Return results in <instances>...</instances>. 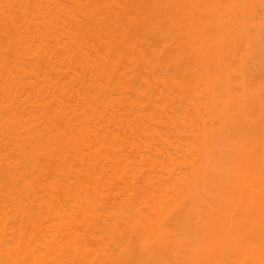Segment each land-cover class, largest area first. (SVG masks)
<instances>
[{"label":"bare ground","instance_id":"6f19581e","mask_svg":"<svg viewBox=\"0 0 264 264\" xmlns=\"http://www.w3.org/2000/svg\"><path fill=\"white\" fill-rule=\"evenodd\" d=\"M135 1L128 2L134 17L124 9L110 16L113 21L107 25L94 3H76L70 9L61 0H6L11 8L17 4L20 31L17 17L0 25V98L37 93L34 103L24 99L20 109L22 119L32 104H38L35 115L44 120L35 124L44 131L39 143L45 149L48 142L51 145L57 177L53 187L62 197L54 199L61 222L52 234L51 264H264V0H146L148 7L143 0ZM142 6L143 13L148 8L146 17L139 13ZM28 14L33 23L41 24L38 30H28ZM64 14L73 19L67 28L72 43L77 36L84 39L83 30L96 29L110 37V27L115 28L111 37L117 50L130 52L131 77L147 83L143 89L132 88L134 95L146 98L153 114L151 125L144 124L143 114L133 116L141 131L127 119L132 123L126 124L128 131L145 135L141 144H130L132 160L121 147L104 153L108 136L69 123L67 111L73 107L75 113V104L89 96L88 83L69 90L71 105L54 107L55 98L66 96L65 86L53 83L56 73L72 67L77 75L95 81L110 72L106 63L95 66L81 48L77 58H64L57 72L46 50L49 34L41 30ZM137 19L149 21L145 34L150 42L143 53L138 52L136 33L126 39ZM7 34L10 38L4 39ZM38 81L49 83L51 91L56 88L43 92ZM114 88L108 82L104 90ZM3 113L12 119L2 117L0 126H16L13 107L0 104V117ZM21 119L19 126L32 125ZM155 124H163L158 134ZM102 158L117 166L116 173L98 166ZM85 160L88 166L82 164ZM79 163L85 166L82 175L77 173ZM127 168L132 179L140 170L148 171L144 186L128 178L122 189L125 198L114 195L110 206L103 203L106 185L122 180ZM9 177L15 182L13 175ZM68 199L75 208L71 214L61 212ZM102 210L104 224L98 225L100 235L95 237L91 229L97 227ZM81 223V233L68 230ZM118 241L122 245L113 247Z\"/></svg>","mask_w":264,"mask_h":264},{"label":"rangeland","instance_id":"374dc122","mask_svg":"<svg viewBox=\"0 0 264 264\" xmlns=\"http://www.w3.org/2000/svg\"><path fill=\"white\" fill-rule=\"evenodd\" d=\"M144 1L146 3V0H143V3ZM128 2L131 3L132 1L61 0V4L70 9H74V5L76 3L82 5H87L90 3H94V5L96 4L95 6H97L98 12L103 13L102 17L103 19H105V23L107 22V25L112 24V19L116 14L122 11L124 13V9H130L129 6L131 7L133 2L131 3V5H129L130 3ZM148 3L150 4V2ZM147 5L148 4L146 3V6ZM16 6L14 8H11L9 7L6 0H0V9L2 10L0 11V25L2 23H8L17 17L14 22L16 23L15 25H17V30L20 31V14L16 10ZM143 7L144 6H142L141 8L139 7L138 9L143 10ZM147 7L146 9H148ZM135 10L137 13L138 10L135 8L133 10V13H135ZM147 12L145 14H148ZM105 13H107L108 15ZM139 13L144 14L142 11ZM142 14H139V16H141ZM110 16H112L113 18ZM123 16L126 17V15ZM128 16L134 17L131 11L129 12V10ZM136 16L138 17V15ZM143 16L138 18L142 19ZM146 16L147 15H145V17ZM31 17L32 16L28 14L27 28L30 32H33V30H36V28L38 30L41 24L33 23L35 20H32ZM137 17H135V20ZM143 19L147 20L145 18ZM102 21L104 23V20ZM137 21H139V19H137ZM54 22V25H52L50 28H45L41 31L45 34H49L45 39L46 50L48 54L53 58L52 63L56 68L59 69V71L57 72H60V70L63 69L64 58L67 59L68 57L71 58L72 56L77 58L79 56L78 54L80 52L78 51V48H81V51L85 52L86 54L91 55L95 66L100 68L106 63L110 68V72L108 73V75H104L99 79H95V81L91 77L80 76V74L77 75L72 67L69 69V71L64 70L63 72L56 73L53 78V83L58 86H65L66 96L55 98V100L53 101L54 107L58 108L63 105L66 106L67 104L71 105L72 99H69V90H71V88H79L81 86L80 82L82 81L88 83V85H90L89 96H86L83 100H80L75 104V113L70 110L73 109V107H70L67 111V113L69 114V123H74L78 126L87 125L93 129L94 133L97 136H108V139L104 143L102 151L104 153H107L108 149L114 150L121 147L120 150L124 151L126 156H128V158H131L132 160L135 156V153L133 151L134 148H132L130 144H141V141L145 135L142 136L143 133L139 131L134 132L135 130L133 131L134 133L128 131L129 129H126V124L132 121V123L136 124L135 126L138 127L137 129H140L141 131L143 130L142 125L135 122L134 117L137 116L134 115L143 114L144 124L151 125L149 123V115L153 114H151L152 112L150 111L151 107H147L149 102L147 101L148 103H146V98L144 99L142 97H138L132 92V88L135 87V85L138 88L143 89L147 87V83H145L144 81L138 82L131 77L129 72L133 67V63L130 60V52L126 53L127 50H125L124 52H120L117 50L115 37H111L117 32L116 29L112 26L110 27V37L103 34L101 31H98L96 29L93 30L91 28L89 30L86 29L82 31V33L84 34L83 40H79L80 37L77 36L76 41L72 43L71 37L67 33V28L72 26V16L64 14ZM148 22L149 21H147L146 23L147 25ZM41 23H45L44 18H41ZM132 24L130 25L131 27H129L128 25L129 30L126 31L127 34L126 32H124L126 34V39L131 40V35L133 33H136L135 35H138L139 37H137L138 43L136 42L138 44V52H141V50L142 53L146 52L148 48L147 46H149L148 42H150V40H148L149 38L147 37L148 35L145 34V29H147V26L145 23H142V21H139L138 23H136V25L133 24V26ZM155 25L159 26L158 24ZM8 27L10 29H13L12 25ZM148 27H150V25ZM154 27L157 28L156 26ZM0 29H2V27H0ZM154 30L156 32V29ZM7 38H10V34H7L6 37H4V39ZM134 38H136V36H134ZM151 43L154 44V42ZM151 43L150 45H152ZM83 79H85V81ZM108 82H112V84L115 85V88L114 90L107 92L106 90H104V87ZM37 84L40 85V87L43 89V92H46L47 90L51 91L49 83H46L45 81H38ZM54 88L56 87H53V89ZM53 89L51 91L52 93ZM97 93L98 95H96ZM36 95L37 93L35 92L32 95H30L28 92L18 94L17 98L14 100H9L4 95L0 98V104L13 107V109L16 111V113H14V120L18 121L16 126H12L11 128L0 126V264H51L52 234L61 222L60 216H57V214H55L54 199L55 197H60L58 200H61L62 197L61 193L56 191L53 187L56 183L57 177L52 165V158L50 153L51 145L48 142V146L45 149V147L39 143V134H43L44 131L35 125L38 122L37 120H39L40 118V116H36L34 112L35 106H37L38 104H32L35 105L34 107L30 105L32 108H28V114H26V116L21 119L22 111L20 109V104H22L24 99L32 100V102L34 103ZM157 100L159 99H155V101ZM133 102L138 104V106L143 105L145 109L142 108L144 110H140L137 108V106V114L133 113V110H136V108L134 109L131 106ZM6 114L7 113L2 114V116L0 117L1 121L2 117L5 121L12 119L9 114ZM129 115L131 118L128 117ZM19 119H21L22 121H26L27 125H32L27 127H23L22 125L19 126ZM55 119L56 118H54V120ZM127 119H131V121L128 122L129 120L127 121ZM138 119L139 118H137V121L139 122L142 120ZM39 121L43 122L44 120L42 118ZM45 121L49 123L47 119ZM166 124L165 130H169L168 128H166L168 126ZM160 125H154V129L156 128L155 130H157V134L158 131L162 129L160 128ZM154 136L157 137L156 134ZM156 137H154V139ZM47 139L50 141V138H48V136ZM40 148L43 153H46V155H42L43 153H40ZM116 163L117 165L119 164L118 161ZM82 164L88 166V160H85ZM82 164L79 163L76 166L77 168H79V172H77L78 175L84 174L85 166H83ZM98 166L103 167L106 170H113L116 173V171L113 169L114 163L109 158H102L98 162ZM145 170L142 169L143 172L140 170V173L137 174L136 178L133 177L132 179L131 177L133 172L127 168V174H125L126 178L124 176L122 180H118L115 178V181L109 182V184L107 182L106 184L108 185H106L105 195L103 194L104 197L101 198V201L103 199V203L111 205L110 201L112 198L114 199V195L118 198H116L117 200H122L123 198H125L122 194V189L125 183H127V180H129L128 178H131L130 182H133L134 184L136 183L137 186H144V182L146 181L144 175H147L148 173V171L145 172ZM9 174L13 175V181L15 182L10 181L11 177H9ZM101 178H106V176H103ZM131 184L132 183H130V186ZM112 192L114 193L113 197ZM62 204L63 207L61 209V212H67L68 214L73 213L72 211L75 208L72 207L73 203L71 200L68 199L67 202L65 200L62 202ZM104 210L101 211L102 216L96 220L97 227L95 225L93 230L91 229V232L95 237H98V235H100V233L97 235V233L100 232L98 230L100 226L98 227V225L104 224L102 221L105 216ZM78 211L79 209L76 210V212ZM69 226L68 230H70L71 232L73 231L75 233H81L82 231H84L82 223L81 225L73 224ZM101 229L102 228H100V230ZM84 236L85 238H89L88 236L86 237V234ZM92 241L95 242L94 240ZM120 244L122 245L121 241H118L117 244H113L112 246H115L116 248Z\"/></svg>","mask_w":264,"mask_h":264}]
</instances>
